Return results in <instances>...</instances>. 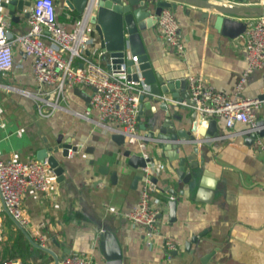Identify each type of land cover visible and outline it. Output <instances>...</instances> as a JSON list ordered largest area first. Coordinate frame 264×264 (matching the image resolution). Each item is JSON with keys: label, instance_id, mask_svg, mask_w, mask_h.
Returning a JSON list of instances; mask_svg holds the SVG:
<instances>
[{"label": "crops", "instance_id": "0c3cea01", "mask_svg": "<svg viewBox=\"0 0 264 264\" xmlns=\"http://www.w3.org/2000/svg\"><path fill=\"white\" fill-rule=\"evenodd\" d=\"M55 1L58 20L71 28L80 13L65 9L64 0ZM168 1L179 22L184 52L179 54L167 47L156 16L154 24L142 32L153 68L166 79H186L188 74H195L232 94L246 63L245 32L237 37L225 36L214 27L212 10L192 1ZM31 6L32 0L28 11ZM0 10L9 17L12 34L26 30L24 14L14 17L6 7L0 6ZM251 15L241 12L232 16L244 19ZM94 35L99 41L97 32ZM33 87L31 58L16 45L12 69L0 73V159L37 158V152L54 144L58 134L81 145L79 151H70L68 157L58 155L64 166L61 180L53 173L47 191L29 190L24 196L23 210L29 221L23 227L36 242L42 235L46 247L58 258L77 251L102 264L97 236L100 230L109 229L120 243L123 264H264V161L257 144L259 139L264 141V136L249 137L248 124L242 121L228 127L221 116L207 122H201L197 116L194 131L197 138L199 129L208 123L219 135L208 142L180 148L149 141L150 155L158 160L156 165L151 164L156 185L169 184L177 191L175 220H169L168 206L162 214L166 220L163 230L177 244V249L167 254L162 236L153 238L148 245L142 229L121 215L139 197L141 180L133 187V179L141 170L128 165L122 154L125 147L136 151V143L118 145L98 124L77 113L89 106L88 88H67L69 110L55 109L42 115L35 101L19 90ZM261 92H264V64L248 76L241 93L259 98ZM260 99L262 104L255 110L256 117L264 116V98ZM170 106L178 109L190 124L193 108L184 101L171 102ZM143 120L138 121V128ZM86 145L93 146L92 158L83 150ZM195 147L196 152H192ZM186 154L198 163L204 160L197 173L198 181L193 178L184 183L174 172L179 157ZM112 170H116L114 179ZM158 194L166 202L170 200L168 192L160 190ZM8 219L15 223L7 211H1L0 242L10 234ZM193 236L197 237L196 242L191 241ZM4 258L21 261L20 257L3 256L0 251V259ZM25 264H55V261L50 253L31 243Z\"/></svg>", "mask_w": 264, "mask_h": 264}, {"label": "built area", "instance_id": "2783aa9c", "mask_svg": "<svg viewBox=\"0 0 264 264\" xmlns=\"http://www.w3.org/2000/svg\"><path fill=\"white\" fill-rule=\"evenodd\" d=\"M2 1L0 0V6ZM213 1L228 6L239 4L236 0ZM248 4L264 6V0ZM93 13L94 0H88L83 11L75 18L73 26L68 28L57 18L55 0H32L31 9L26 16V30L12 34L9 17L0 10V73L12 69L14 46H19L31 58L34 83L33 88L19 90L35 101L40 114L49 115L55 109L69 110L66 89L88 88L89 106L84 112L77 113L94 121L107 135L122 134L125 144L136 143V152L145 158L149 157L148 143L139 133L138 108L140 95L150 92L140 74L137 55L130 56L134 61L132 64L124 61L118 66L107 67L110 59L94 35L96 30L90 21ZM247 21L246 63L232 94L206 83L198 75L186 76L191 108L196 110L201 122L221 116L225 125L231 127L235 121H242L250 126L256 120L255 110L261 106V99L246 97L241 92L248 76L264 64V14L252 13ZM157 24L167 47L179 54L183 53L184 43L178 32L179 22L169 7L161 10L157 16ZM103 55L106 56V65H102L100 60ZM133 73H137V78L132 77ZM156 96L159 100L177 102L168 93ZM91 112L93 116L90 115ZM257 144L264 161V141L259 139ZM152 163L148 162L140 167L138 200L121 215L133 226L142 229L148 245L152 244L153 238L162 236L164 251L169 254L177 249V244L163 230L166 220L162 214L167 211L168 205L158 194L159 187L152 181ZM52 174L46 159H0V212L7 211L25 226L29 220L23 210L24 196L29 190L47 191ZM262 187L264 188V180ZM172 198L169 195V199ZM39 244L46 246V238L42 235L39 236ZM0 264L22 262L4 258ZM56 264H96V260L87 253L74 251L58 258Z\"/></svg>", "mask_w": 264, "mask_h": 264}, {"label": "water", "instance_id": "95a60500", "mask_svg": "<svg viewBox=\"0 0 264 264\" xmlns=\"http://www.w3.org/2000/svg\"><path fill=\"white\" fill-rule=\"evenodd\" d=\"M186 1H192L215 12L214 27L221 34L228 37L241 35L246 31L248 25L247 18L238 19L232 15L241 12L249 15L250 13L264 14V6L248 4L247 0H236L239 4H234L233 6L224 5L213 0ZM87 2L88 0H64L63 7L81 13ZM1 5L6 7L8 13L14 17L17 14L27 16V7L31 5V0H3ZM171 5L168 0H94V13L90 17V21L94 24L98 34L100 47L106 51L110 59L107 67L118 66L119 63L124 61L127 64H132L134 61H132L130 56L137 55L140 74L148 85L150 92L140 95L138 108V119L144 118L143 121H140L139 128L142 130L141 134L144 136L145 142L149 143L150 140H153L163 146L167 144L173 148H180L190 143L196 145L199 141L208 142V139L217 137L219 133L216 130L212 131L210 125L212 123H208L205 127L202 126L199 129L200 137L197 138L194 135V131L197 129L196 110L192 109L190 112L189 118L191 122L189 124L185 121L184 115L178 112V109L170 106L171 103L159 100L156 96L161 93H168L178 103L184 101V104L190 107L192 104L186 89V79L183 77L166 79L161 73L157 72L153 68L142 37V32L154 24L156 16L160 14L161 10ZM132 77L137 78V73H133ZM76 89L78 91L79 88ZM79 91L83 92L81 89ZM258 97L263 99L264 92H261ZM86 100L89 102V95ZM152 105H155V107ZM187 123L189 125L185 127ZM247 129V135L253 139L257 136H264V116L256 117L254 124L248 126ZM111 138L118 145L125 144L124 136L120 133L111 134ZM80 148V143L58 134L54 144H49L37 152V158L40 160L46 159L49 168L56 175V179L61 180L64 166L63 160L58 159V155L65 158L70 156V151L77 152ZM83 150L89 158H92V145H86ZM196 150V147L192 148V152H196ZM122 154L127 157L128 165L134 168L143 167L148 162L158 163L155 157L149 156L145 158L130 147H125ZM203 162L204 160L202 159L198 163L190 154L180 156L174 172L184 183H188L193 178L198 181L197 173L199 169L201 170ZM115 177L116 170H112L111 178L114 179ZM139 179H141V174L134 176L133 187H136ZM152 181L157 182L155 176L152 177ZM158 187L173 196L172 199L168 200L167 204L169 220H175L177 191L169 184ZM13 220L34 246L53 256L56 264L58 261L57 254L50 248L36 242L17 220L14 218ZM97 238L103 258L102 264H123L122 249L116 234L112 230L102 229L98 232ZM191 241L196 242L197 237L193 236Z\"/></svg>", "mask_w": 264, "mask_h": 264}, {"label": "trees", "instance_id": "16d2710c", "mask_svg": "<svg viewBox=\"0 0 264 264\" xmlns=\"http://www.w3.org/2000/svg\"><path fill=\"white\" fill-rule=\"evenodd\" d=\"M8 227L10 234L6 240L0 242V251H2L3 256L20 257L23 264H25L31 242L24 232L10 219H8Z\"/></svg>", "mask_w": 264, "mask_h": 264}, {"label": "rangeland", "instance_id": "374dc122", "mask_svg": "<svg viewBox=\"0 0 264 264\" xmlns=\"http://www.w3.org/2000/svg\"><path fill=\"white\" fill-rule=\"evenodd\" d=\"M101 62H102V65H104V62L106 61V56L103 55L101 58H100ZM4 247V245H3Z\"/></svg>", "mask_w": 264, "mask_h": 264}]
</instances>
